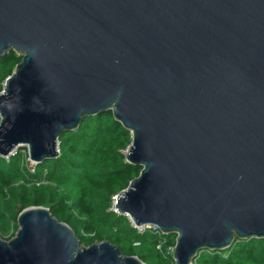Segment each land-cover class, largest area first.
<instances>
[{"label": "water", "instance_id": "obj_1", "mask_svg": "<svg viewBox=\"0 0 264 264\" xmlns=\"http://www.w3.org/2000/svg\"><path fill=\"white\" fill-rule=\"evenodd\" d=\"M0 156L37 164L57 139L110 111L138 175L116 195L133 225L174 235V264L264 238V0H0ZM0 264H144L80 244L23 209Z\"/></svg>", "mask_w": 264, "mask_h": 264}, {"label": "trees", "instance_id": "obj_2", "mask_svg": "<svg viewBox=\"0 0 264 264\" xmlns=\"http://www.w3.org/2000/svg\"><path fill=\"white\" fill-rule=\"evenodd\" d=\"M20 59L14 52L0 56V91ZM130 142V133L107 111L84 117L76 129L62 133L57 157L32 169L24 147L0 156V238L14 235L23 209L39 206L66 223L84 246L105 240L144 264H174V235L149 228L139 232L111 209L113 197L140 171L125 160ZM191 264H264V238L235 239L221 251H200Z\"/></svg>", "mask_w": 264, "mask_h": 264}, {"label": "built area", "instance_id": "obj_3", "mask_svg": "<svg viewBox=\"0 0 264 264\" xmlns=\"http://www.w3.org/2000/svg\"><path fill=\"white\" fill-rule=\"evenodd\" d=\"M20 147H24L23 149H22V151L23 152H25V154L27 155V148H26V146H20ZM7 158V157H6ZM27 158H28V155H27ZM29 161V160H28ZM32 169V168H31ZM116 197V196H115ZM115 197H113V200H112V207H111V209H112V211H114L115 213H117V214H121L116 208H115V206H114V199H115ZM124 215V214H123ZM126 216V215H125ZM128 219H129V217L128 216H126ZM129 221H130V224H131V226H133L134 228H136L139 232H141V231H143L145 228H149V229H153V230H155V231H158L155 227H153V226H149V225H140V226H135V225H133V223H132V221L129 219Z\"/></svg>", "mask_w": 264, "mask_h": 264}, {"label": "rangeland", "instance_id": "obj_4", "mask_svg": "<svg viewBox=\"0 0 264 264\" xmlns=\"http://www.w3.org/2000/svg\"><path fill=\"white\" fill-rule=\"evenodd\" d=\"M16 149H17V148H16ZM16 149H14V150L12 151V154L15 153ZM27 161H28V158H27ZM33 165H34L33 162L28 161V167L32 168Z\"/></svg>", "mask_w": 264, "mask_h": 264}, {"label": "bare ground", "instance_id": "obj_5", "mask_svg": "<svg viewBox=\"0 0 264 264\" xmlns=\"http://www.w3.org/2000/svg\"><path fill=\"white\" fill-rule=\"evenodd\" d=\"M114 206H115V204H114Z\"/></svg>", "mask_w": 264, "mask_h": 264}]
</instances>
